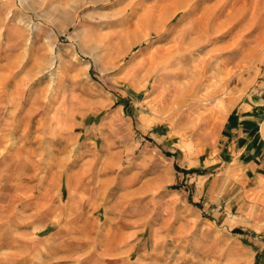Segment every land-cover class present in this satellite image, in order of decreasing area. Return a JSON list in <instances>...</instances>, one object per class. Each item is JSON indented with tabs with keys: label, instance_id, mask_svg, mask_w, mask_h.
I'll return each instance as SVG.
<instances>
[{
	"label": "rangeland",
	"instance_id": "374dc122",
	"mask_svg": "<svg viewBox=\"0 0 264 264\" xmlns=\"http://www.w3.org/2000/svg\"><path fill=\"white\" fill-rule=\"evenodd\" d=\"M263 70L264 0H0V264H264L197 202Z\"/></svg>",
	"mask_w": 264,
	"mask_h": 264
},
{
	"label": "crops",
	"instance_id": "0c3cea01",
	"mask_svg": "<svg viewBox=\"0 0 264 264\" xmlns=\"http://www.w3.org/2000/svg\"><path fill=\"white\" fill-rule=\"evenodd\" d=\"M259 81L258 88L245 101H234L220 124L219 169L215 179L210 174L203 180L197 202L202 204V211L216 205L215 214L225 224L233 220V226L257 234L253 237L261 240L264 250V70ZM209 166L199 172L210 173ZM205 182L208 187L204 194ZM83 238L75 233L72 244L78 245ZM111 243L102 241L95 252L91 248L81 252L79 247L73 256L53 260L55 264H152L143 257L129 260L123 255L133 250V244Z\"/></svg>",
	"mask_w": 264,
	"mask_h": 264
},
{
	"label": "bare ground",
	"instance_id": "6f19581e",
	"mask_svg": "<svg viewBox=\"0 0 264 264\" xmlns=\"http://www.w3.org/2000/svg\"><path fill=\"white\" fill-rule=\"evenodd\" d=\"M260 38V37H259ZM261 39V38H260ZM216 72H217V70H216ZM218 75V74H217ZM216 78V77H215ZM217 78H218V76H217Z\"/></svg>",
	"mask_w": 264,
	"mask_h": 264
},
{
	"label": "built area",
	"instance_id": "2783aa9c",
	"mask_svg": "<svg viewBox=\"0 0 264 264\" xmlns=\"http://www.w3.org/2000/svg\"><path fill=\"white\" fill-rule=\"evenodd\" d=\"M263 104H264V99H263Z\"/></svg>",
	"mask_w": 264,
	"mask_h": 264
}]
</instances>
